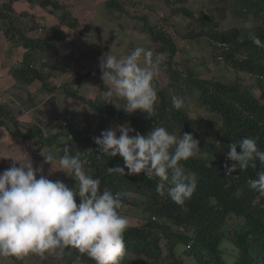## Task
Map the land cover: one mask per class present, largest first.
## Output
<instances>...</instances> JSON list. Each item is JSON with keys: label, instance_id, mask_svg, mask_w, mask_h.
<instances>
[{"label": "trees", "instance_id": "trees-1", "mask_svg": "<svg viewBox=\"0 0 264 264\" xmlns=\"http://www.w3.org/2000/svg\"><path fill=\"white\" fill-rule=\"evenodd\" d=\"M13 1L16 0H0V22L11 43L10 50L21 46L24 51L21 60L9 67L13 81L5 92L8 96L0 99V128H6L11 135L23 140H32L37 150L64 139L66 145L71 147L70 154L75 155L76 151H80L79 158L88 164L91 176L100 179L101 191L108 189L113 194H129L121 198L120 213L124 204L138 203L131 198L130 192L146 196L143 201L146 218L142 223L128 226L125 231L126 252L120 264H186L184 256L177 253L180 245L185 247L184 254L192 258V264H229L220 246L224 240L237 250L232 264H264V196L251 189L248 183L250 179L257 178V172L264 170V166L258 160L256 168L249 166L240 170L237 165L236 172L225 176V167H231L235 162L228 160L227 154L221 157L216 143L208 145L202 138V134H208L216 142L221 141L226 145L228 151L227 145L231 142L252 138L258 150L264 152V47L253 43V37H258L264 44V8L259 5L264 4V0H201L193 9L187 6L172 7L169 18L172 15L187 18L185 30L175 33V37L162 27L167 23V18L162 17L161 22L164 23L160 26V21H151L149 14L133 15L125 7L130 0H110L116 11L109 15L110 19L118 14L132 19V30L145 31L150 41L155 42L151 46L156 54H167L165 63L161 65L167 82L161 86L158 78L154 80L158 100L152 118L140 110L133 114L125 112L124 100L114 95L108 99L101 96L91 99L78 94L83 80L95 74L100 76L102 90H107V87L102 80L100 65L88 70L82 66L85 49L73 47L64 54L58 49V43L66 40L68 35L64 27L75 29L80 25L79 19L73 16L66 4L58 0H26L55 15L57 22L48 24L38 20L35 14L15 11ZM165 1L173 5L177 1L183 3L187 0ZM199 4L205 7L198 8ZM247 15H251L255 23L253 29L234 26L220 30L217 21L213 20L215 17L225 19L228 16L238 18ZM211 26L214 30L209 32L207 27ZM202 34L211 39V52L214 50L218 62L221 63L218 59L220 56L223 64L257 75L253 81H256L262 99L251 92L252 85L248 83L204 79L195 71L183 68L179 72L176 69L175 56L184 58L181 55L186 50V43H195V39ZM103 36L98 37H102L109 47L113 37L109 34ZM178 39L185 43L179 44ZM66 74L68 80L58 84L57 80ZM59 87L63 89L65 98L86 104L90 113L97 116L96 120L77 130L61 125L54 133L47 132L40 121L19 124L21 114L39 106L44 99L52 98ZM184 88L198 91L199 104L219 118L218 121L214 116L209 119V129L202 130L203 133L199 132L196 121L182 108L176 110L172 106L173 96L182 98L185 104L187 92ZM10 124L15 128L12 129ZM113 124H128L141 135L147 134L153 127H164L178 138L190 133L199 141L200 152L187 161L179 162L186 174H195L197 184L193 195L183 206L170 199L167 184L164 195L157 193V177L149 179L143 173L129 175L126 168L124 176L107 173V168L117 165L124 167L123 159L119 155L110 157L97 151L98 146L93 138ZM63 149L59 158L63 155ZM230 215L240 220L234 228H226ZM162 238L168 250L165 256L160 252ZM48 256L51 257L48 264H73L77 256L79 264H95L75 250L71 251V255H65L62 261H57L53 255Z\"/></svg>", "mask_w": 264, "mask_h": 264}, {"label": "clouds", "instance_id": "clouds-1", "mask_svg": "<svg viewBox=\"0 0 264 264\" xmlns=\"http://www.w3.org/2000/svg\"><path fill=\"white\" fill-rule=\"evenodd\" d=\"M253 43L264 47L258 37H253ZM153 56L150 49L136 47L122 58L107 55L100 61L107 95L122 98L127 113L140 110L149 118L155 115L158 97L154 80L161 73L162 61L159 55L155 59ZM176 69L183 71L180 64ZM183 104L182 98L172 97L174 109H181ZM134 132L124 124L93 138L97 151L123 159L124 167L107 168V173L124 176L126 168L129 175L143 173L149 179L157 177V193L164 195L167 184L170 199L183 206L197 184L195 174H186L179 162L200 152L199 141L190 133L178 138L164 127H153L145 135ZM216 146L221 147L219 141ZM227 147V159L235 163L225 167V176L236 172L237 165L240 170L249 166L256 168L258 160L264 166V152L258 150L254 139L243 138ZM70 149L69 145L64 146L55 169L52 166L55 154L49 151L41 155L44 162L51 165L48 175L60 171L75 180L71 188L60 180H50L42 174L41 167L34 168L27 153L24 163L12 157H0L13 161L9 168L0 172V257L22 259L35 255L43 261L53 255L57 261H62L75 250L95 264H120L126 252L124 233L129 220L119 209L122 208L121 198L129 194H113L108 189L101 191L100 179L85 171L80 151L71 155ZM248 183L251 189L264 196V170L257 172V178ZM74 197H79V204ZM73 264H79V256Z\"/></svg>", "mask_w": 264, "mask_h": 264}, {"label": "rangeland", "instance_id": "rangeland-1", "mask_svg": "<svg viewBox=\"0 0 264 264\" xmlns=\"http://www.w3.org/2000/svg\"><path fill=\"white\" fill-rule=\"evenodd\" d=\"M119 1H127V0H119ZM201 0H187L186 2H179L177 1V3L173 4V5H168L166 3L165 0H130L129 3L125 4L126 8H129V10L134 14H149L150 15V20L151 21H160V26L164 23L161 22L162 17L167 18V23L163 24V28L166 29V31L171 35V33L173 34V36L175 37V33L178 34V32H180L181 30H185L186 28V22H187V18L185 19L183 16L180 15H172L169 18L170 15V9L172 7H182V6H187L189 9H193L194 7L198 6L197 2H200ZM203 1H207V0H203ZM131 2V3H130ZM218 2V1H217ZM130 4V5H129ZM136 4V5H135ZM260 6H263L264 8V4L263 2L261 4H259ZM142 9H139L141 8ZM205 7V5H200L198 8H203ZM112 11V12H111ZM108 14H114L116 13V11H114V9L112 8V6L109 7V10L107 11ZM113 18H111L112 20H110L112 22V24H116L119 25L118 20L120 18H122L123 20L126 19L128 24L133 25L134 21L122 14H118V16H114L112 15ZM169 18V19H168ZM110 19V18H109ZM214 22L217 21L218 23V29L220 30H228L231 27L237 26V27H249L248 29H253L255 26V23L252 20L251 15H247V16H242V17H238V18H232V17H227L225 19H218L217 17H215ZM170 23V24H168ZM181 26H183L181 28ZM127 27V24H126ZM209 32L212 31V29L214 30L213 26L211 27H207ZM174 29H177L178 31L175 32ZM205 31V28H203ZM120 30H118L113 38V45L110 46L108 49L106 48V43H103L99 46V51H103L105 53H108V51L111 53V55L116 56L117 58H122L125 55V52H127L129 54V50L127 49L126 45L129 42H132L133 46L138 45V44H147L145 46V49H150L153 54L155 56L159 55L161 58V65L164 64L163 61H166L167 59V54L166 53H160V54H156V50H154V48L151 46L155 43L153 41H150L149 38H147L144 42V40H142V36L141 34H144L146 37H148V34L143 31H133L130 34H125L124 32H119ZM107 32V31H106ZM109 34V33H108ZM106 34V35H108ZM106 35H104L103 37H105ZM177 42V40H176ZM195 43H193V45L188 44L186 46V50H184V52L182 53L181 57L184 58H180L179 61L181 68L183 70V68L187 71L191 70V71H195L197 73L198 76L204 78V79H218L222 82H227V83H231V82H237L239 81V83H248L249 85H252L251 87V92L257 97V98H261V92L259 90L258 85L256 84V81H253L254 78H248V76L246 74H244L245 72L242 71H237L234 67L232 66H228L226 64L220 63L217 61L216 57H215V53L214 50H212V44H211V39L209 38L208 35L206 34H202L200 37L196 38ZM178 43L179 44H183L185 43L184 41H181L178 39ZM139 47H141L140 45H138ZM144 48V47H143ZM135 48H133L132 50H134ZM157 50H160L158 48H156ZM191 49V50H190ZM107 55H104L100 60H103L104 57H106ZM153 56V59H155L156 57ZM176 57V56H175ZM177 60V57L176 59ZM100 63V61H99ZM183 63L186 64V66H182ZM177 64H179V62H177ZM176 64V65H177ZM87 69V68H86ZM160 75H158V80L160 81V85L163 86L167 81H166V77H165V73L163 71V69L161 70V73H159ZM69 76L68 74L60 77L57 82L58 84H63L64 82H66L68 80ZM84 80H88V78H85ZM91 80H96V79H91ZM89 80V81H91ZM92 82V81H91ZM185 82V81H183ZM83 85V83L81 84V86ZM75 85H73L74 87ZM81 86L78 89V94L82 95L84 97H92L93 95H95V90L92 88H89L90 85L85 86V90L81 88ZM89 88V89H88ZM184 90H186V102L185 104H183L182 109L187 113V115L192 119H194L196 121V127L199 129L200 133H203L202 130L205 129H209V126L207 124L209 119H213V114L207 110V108H205L203 105L199 104V102L197 101L198 98V91L192 90V91H187V88H184ZM57 98V99H56ZM95 96H93L94 99ZM63 99L65 98L63 89L61 87H59L54 96L52 98L44 99L42 101L41 104H44V107L48 110H52V111H57L58 108L63 106ZM57 101V102H56ZM73 103L74 105H79L82 104V102L80 101H76ZM80 102V103H79ZM40 104V106H41ZM84 104V103H83ZM85 110H83V107H79L81 109H77L78 113H80L77 117V122H76V127L73 126L71 127L72 129H79L81 128L83 125H85L86 123L89 122H94L97 118V116L95 114L92 113H88L89 111V107L84 104ZM94 115V117H91L92 115ZM61 116H57V115H53V113H51L48 115V123L51 124V126H49L47 129L48 131H51V129H53L54 125H57L58 123V119ZM214 119H217L218 121V117L214 116ZM38 121V120H37ZM39 122V121H38ZM41 123V122H39ZM20 125L22 124H26L25 122L21 121L19 122ZM12 129L15 128V126H13L12 124H10ZM71 125V123H70ZM124 125V124H122ZM128 125V124H127ZM130 127V125H128ZM117 126H112L110 128L115 129ZM117 136H119V132H117ZM202 138L204 140V142L208 145H213L216 143V140L213 139V137L208 136V134H202ZM195 139V138H194ZM58 142V143H56ZM62 144V145H61ZM64 145H66V141L64 139H62V141H55L51 146H48V152L43 151L41 154L46 155L49 153V151L53 152L56 156V159L52 162V166L53 168H57L58 167V163H59V153L61 150V147H64ZM220 145L221 147L219 148V152H220V156L224 157L227 152L228 149L226 148V145H224L221 141H220ZM61 146V147H60ZM198 147L200 148V145H198ZM36 151H39L36 149ZM35 152V151H33ZM40 154V159L43 161V163H41V166L44 167L42 174L47 175L49 173V170L51 168V165L48 163L44 162V157ZM204 155H206L204 153ZM86 160V159H85ZM83 162V161H82ZM84 169L85 171L91 175L90 170H89V166L88 164H86L84 162ZM48 172V173H47ZM61 172L60 171H54L51 173L50 180L55 181V180H59L58 178L60 177ZM65 178V176H64ZM66 179H67V185L71 188L75 186V180L72 179L71 177L66 175ZM62 181V180H60ZM63 182V181H62ZM130 196L131 198H134L138 201V203L136 205L132 204V203H128V204H124L123 206V210L121 211V215L125 216L128 220H129V226L130 225H136L139 223H142L143 220L146 218L147 212L143 211L144 208V204L143 201L144 199H146V196L136 193V192H130ZM74 199L76 200L77 204H79V197H74ZM240 220L238 218H236L233 215H230L227 219L226 222V228H234V226L238 225V222ZM221 249L224 253V257L226 259V261L229 264H232L234 262V257H235V253H236V249L227 241L224 240L221 243ZM184 249L185 247L183 245H180V247L177 248V253L181 254L184 256L185 258V263L186 264H192L193 260L190 256H187L184 254ZM160 252L162 256L168 255V250L166 247V241L165 239H161L160 240ZM140 258H142L143 256H139ZM50 256H47V259L41 261L39 264H48L50 259ZM9 260V258H2V264H12L13 262L6 261ZM35 260L33 259V264H34ZM19 264V262L17 263ZM21 264V263H20ZM57 264H62V263H57Z\"/></svg>", "mask_w": 264, "mask_h": 264}, {"label": "crops", "instance_id": "crops-1", "mask_svg": "<svg viewBox=\"0 0 264 264\" xmlns=\"http://www.w3.org/2000/svg\"><path fill=\"white\" fill-rule=\"evenodd\" d=\"M58 1L66 4L68 6V9L73 14V16L77 17L80 22L79 27L75 29H69L64 27V29L68 32V35L66 40L58 43V49L63 54L73 47H79L85 49L86 55L85 57L82 58L81 63L85 69L87 68L86 70L100 65L99 61H101L100 59L104 55H111L109 51L108 53L99 51V46L103 43H106V41L102 39V37L99 38L98 36L106 35L109 33V35H111L114 38V35L118 30H120L119 32H124L125 34H130V35L133 32L132 25L128 24L126 19L123 20L122 18H120L118 20L119 25L117 26L114 23L112 24V22L110 21L111 19H109L110 14L107 13L109 7L111 6L110 0H58ZM12 5L15 11L17 12L27 11L29 13L35 14L37 19L42 22L45 21L48 24H55L57 22L55 15L49 14L44 9L40 8L38 5L29 3L26 0L13 1ZM141 36L144 42L148 38L144 34H141ZM113 38L109 47L113 45L112 44ZM10 45L11 43L5 36L0 22V99H3L5 96H8V94L5 92L13 81L11 75L8 72L9 67L18 63L21 60V55L24 51V49L21 46H17L10 50ZM138 45L145 48L147 44L142 43ZM138 45L133 46L132 42H129L126 45L127 49L129 50V54L133 48L139 47ZM187 45L188 43H186L185 46ZM190 45H193V43H190ZM109 47H107V43H106V48L108 49ZM125 55H128V53L125 52ZM176 57H177V61H179V55ZM141 63H143V60H141ZM98 77L100 76L98 74H95L93 77L88 78V80H83L82 82L83 85L81 86V88L82 90L83 89L85 90V86L90 85L89 88L95 90V95L93 96L95 97L101 96L104 99H108L109 95H107V90H102L101 81L100 78ZM92 78L96 80L95 81L91 80ZM89 80H91L92 82ZM93 96L89 98H93ZM62 101H63V106L58 108L57 111L55 112L46 109L44 107V104H41V106L39 105L21 114L19 116V121L29 123L31 121L38 120L42 122V125L46 128V131L49 133L51 132L54 133L58 131L60 126L63 125L64 121H67L66 127L71 128L73 124V126L77 128L76 126L77 117L80 116L79 115L80 113H78L77 109H81L79 107H83V110H85L84 104L83 103L80 104L81 106L77 104L73 106V103L75 101L69 98L63 99ZM114 105L116 106V104ZM50 111L51 113H53V115H57L61 117L58 119L57 125L52 126L54 128L51 129V131H48L47 128L51 126V124H49L47 121ZM88 113H90V111H88ZM91 117H94V115H92ZM114 125L118 126V124H113L112 126ZM72 130H77V129H72ZM58 141H62V139H59ZM43 151L48 152L47 147L42 148L39 151H36V147L33 144L32 140H23L19 136L11 135L6 128L4 127L0 128V157H12L19 160L21 163H24L26 162V153H27L28 157L30 158L33 164V167L34 168L41 167L43 170L44 167L41 166V163H43V161L39 158L40 154ZM12 163L13 161L11 158H7V159L0 158V172H3L7 168H9ZM16 166L19 167V164H17ZM49 176L50 175H48V178L50 179ZM37 178H39V175ZM58 179L62 180L67 185V179L65 173L61 172V175ZM2 258L3 257H0V264H2ZM33 259L35 260L34 264L40 263V258L35 255H29L22 259L9 257L10 262H13L12 264H17L18 262L19 264L20 263L33 264ZM9 260L7 259L6 261Z\"/></svg>", "mask_w": 264, "mask_h": 264}, {"label": "built area", "instance_id": "built-area-1", "mask_svg": "<svg viewBox=\"0 0 264 264\" xmlns=\"http://www.w3.org/2000/svg\"><path fill=\"white\" fill-rule=\"evenodd\" d=\"M218 59H220L221 63L223 62V61H222V58H221L220 56H218ZM180 70H181V69H180ZM244 74H246V75L248 76V78H254V77L257 76L256 74L253 75V74L250 73V72H245ZM63 125H64V126H67V121H64Z\"/></svg>", "mask_w": 264, "mask_h": 264}]
</instances>
